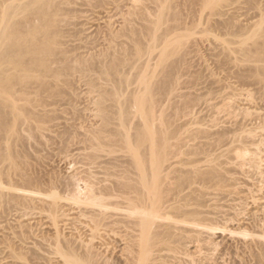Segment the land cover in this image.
<instances>
[{
    "label": "rangeland",
    "instance_id": "obj_1",
    "mask_svg": "<svg viewBox=\"0 0 264 264\" xmlns=\"http://www.w3.org/2000/svg\"><path fill=\"white\" fill-rule=\"evenodd\" d=\"M69 1L71 2V4L70 2L69 5L66 3L68 7L67 5H64L65 7L62 6L65 9V11L63 10V12L66 11L69 12L64 13V15L60 14L63 12H59V15L62 16L59 18L58 17L55 18V22H54L55 24L51 28V32H53L55 29L56 32L57 30L60 32L62 30L63 31L66 30L64 32L65 33L67 32V35L63 33L62 37L64 39L62 38V40L65 41V44L68 43V46L66 44L65 45L66 47L64 46L63 48H67L70 46L67 49H69V51L70 48L74 50V51L72 50V52L70 53L71 56L70 60H74V59L76 61L82 60L81 61L82 63L79 62L80 64H83L84 62L83 60H85L86 63L89 61L92 64L93 63L92 61H94L93 59L95 57H98L97 53L98 54L101 53L99 55H102V52L104 53V51L107 49V46H109L107 43H110V39L107 35L109 26L112 28L114 27L115 30L116 28H118L116 30L118 31L122 27H125L124 25L127 26L126 21L129 20H132L131 25L132 24H134L133 26H135V24L136 26L139 25V23L136 22V20H140L137 19L139 17H137V15H134L135 17L133 16V18H135L134 21L136 23H133L134 21L131 16V13L132 12L134 13V11L135 13H138L139 11H142L145 8H146L145 10L146 13H148V11H150L151 13L154 12L152 15L150 12L148 13L152 16L151 18L154 17L153 19H155L156 17L155 15L156 11H154L155 9L153 10V8H156V5L153 3L154 0H69ZM211 1L210 0L209 1L208 0H173V2H175L174 3L175 8L173 9L177 13H179L178 15L179 18H177L179 20L177 22V20L173 21L175 20L172 19L173 17L169 18V21H167L168 23L166 22V24L163 25L165 26L163 28L174 29V30L171 29V31L176 30L174 32L175 35L173 34L172 36L174 37V39L176 38L177 40L181 37L180 40L177 41V45H179V42H182L183 44L180 43L181 44L180 48L178 47L176 48L178 50L175 51H177L178 54L175 52L174 58L173 56L169 58V63L172 62L175 63V61H177L181 57L182 59L185 57V59L182 60V62L184 61L185 62L182 63L184 67L182 65L180 66L182 70L177 69V71L180 72L179 74H176V83L178 79H179L178 80L179 83H177L178 86L174 87L175 89L177 88L176 89L177 96H173L174 94H172V99H174V101L171 99V97H170L171 100L168 97L167 99L166 98L167 95L165 96V94L163 93H159L160 94L159 96L160 98H162L161 94L162 96L164 95L163 98H166L165 100L162 101V99L157 98V96H155V98H157L156 100L159 99L158 100L159 102L161 101L165 103V104L160 103L161 104L160 109L163 110V108L165 107V111L164 110L161 111L160 109H158L160 104L156 107L157 109L156 113L159 115L156 116L158 117V119H160L157 121L160 122L162 118H164L165 116H169V118H171L173 122L175 121L174 123L178 127L177 136H179V138L178 137L176 138L179 140H176V138L172 140V142L174 141V144L177 143L176 141H178L179 143V141H181L180 139L183 138L185 139V141L184 140L182 141H184L185 144L187 145H185L184 142L181 141L183 143L182 145L180 142V144L183 146V147L181 146L182 150L185 149V151H188L186 149L188 148L192 149L189 146L193 147L195 143L197 145V142L198 144L202 142L201 144L202 146H204L205 144L207 145L212 139V143L210 142L211 144L209 143L207 145V148H209L210 146L213 147L214 148V149L212 148L213 154L212 153L211 154L216 155L218 153L217 155H219L222 149L224 150V149H228L229 147H235V146L238 147L242 145L243 143L241 142L244 141H245L244 144L247 142L246 144L248 145V147H250L248 141L250 139L251 134H249L248 137L247 133L251 132V130H253L255 136L258 134L257 139L258 138L264 139L263 138L264 136L263 137L262 135L259 136L260 134H262V132L260 131H262L261 128L262 126H264V117L262 116L264 113V0H214L215 2L217 1V3H220L217 8L216 7L213 8L211 4L208 5L207 2L211 3ZM146 5L148 7H146ZM221 5L223 6V8L221 7ZM140 6H142V10ZM136 7L137 8L140 7L139 8L140 10H136ZM219 10L223 12L219 13L220 12ZM170 12H174V11L172 10ZM128 13H130V15H128ZM127 17L129 18V20H127L128 19ZM56 19L57 20L59 19V21H57ZM124 19H126L125 23L123 22ZM122 23H124V25H122ZM253 24H255V26ZM104 34H106L107 36H105ZM104 39H106V41ZM172 42L175 43L176 40L172 39L170 43ZM165 43L166 44L164 46L168 48V46H166L167 42ZM170 43L168 42V44ZM163 44L164 42L160 44L159 47L160 51L157 49L158 52L157 51L155 52V54L157 55V56L155 55L157 62H155L156 60H154L152 64L155 62L157 65L159 61L160 62L163 61V59L161 58L163 54L162 56L160 54L162 52L161 49L164 48L163 51H165V47L161 46ZM93 45H95V47ZM171 45H173V43L170 44L169 47ZM177 45L175 43V46ZM93 48L95 52L93 51ZM170 49H172V47ZM178 51L183 52L184 55H182V53ZM85 54H87V56ZM91 56L93 57V59ZM175 58L178 59L176 60ZM170 59L173 61H170ZM77 62L75 63L76 66L72 63V65L75 66V68L77 66H80V64L77 65ZM75 68L73 69L77 70V72L72 73L73 70L71 72L69 71L71 73V74L69 73L70 78L69 77H67V79L65 78L66 80H68L69 78L67 82L65 81L64 78L63 79L61 78L62 80L58 81L57 83L58 89L61 91L60 94L58 95H55V93H51V91L49 90H41L38 82L35 79H31L27 84L15 82L13 85L14 86L13 90L12 91L10 90V92L6 94L8 104L4 108V110L8 116V121L11 123V131L7 135L4 143L13 146L14 163L5 162L3 165H0V168L3 172V175H0V198H1L0 199V264H20V263L49 264L51 261H52L51 264H56V263L61 264L60 262H58L60 261L59 256L54 254L55 247L53 248V246L55 245L56 241L54 242L53 240L56 238L55 231H59L60 234H63L61 235L62 237L67 235L66 239L74 242L76 241V239L79 241L80 240L85 241V234L89 235L90 232L87 233L88 232L87 230L90 231L89 228H91L92 225H93L92 227L94 228L91 229H95V228L114 229L115 227H116L115 229L126 228L125 225H121L122 227L121 226L119 227L118 225L117 228V225L111 224L112 223L111 221H113L116 217L118 218L120 215V213H118L119 208L116 207V205L115 206L111 205L109 207V209L111 210L107 211L109 212L108 213L109 215L113 216L110 219L111 221L109 220L110 222L107 223L108 225L105 224V226H103L102 228L101 225L100 227L97 228V226L93 224V221L90 222L93 218L92 217L93 215L91 216L88 212L90 211V213L92 214V212L95 213V211L93 210L100 211V209H98V206L90 205L89 203L90 201L85 204L86 201L84 200L85 199L87 200V198L89 197L88 196L89 193L86 194L87 196L85 195V193H87L88 191L87 192L85 191L89 189L91 183L94 184L96 182L99 184V182L101 183V180L103 179L105 180V182L103 181L102 184L106 185L108 183L110 184L109 181L108 183H106V181L112 179L109 177V175H107L108 170L105 169L106 163L104 164V162L107 159L109 160L108 152H110V148L109 150H106L107 149L106 147L102 149L99 147L101 143H105L106 139L103 138L100 139L99 136L103 129V125H102L103 122H101L102 117L98 112L99 104L97 102H99L98 100L100 99L99 98L100 92H98L99 91L98 88L100 90L103 89L102 87L105 88V86L102 85H105L106 82L102 80V77L100 79L97 78L96 81L94 80L96 74H99L96 73L97 71L96 72L93 71L96 74L93 75L94 78L91 79L89 77L92 76L90 72L92 70L90 71L87 70L85 76V74H81V72L79 71L80 67L76 69ZM145 71L146 70L144 69L141 72L144 73ZM142 73L139 74L140 75L139 78H141V76L143 75ZM159 73L160 72H158V74ZM161 73L159 74L160 76H162ZM22 74L25 75L24 73H21L20 75ZM26 74L27 75L31 74L36 77L40 75V73L38 72L37 73L29 72ZM18 75L19 73H13L11 74V77L13 78ZM98 76L99 75H97V77ZM89 79H91L90 81L94 80L93 81L94 83L89 82ZM46 81L49 83L51 82L54 83L52 78H48ZM97 82L99 83V85L97 84ZM95 83L96 85H98V87L96 86L94 87ZM176 90H174L175 93ZM165 101L166 102L169 101V103H166ZM236 105L240 106V108L237 107ZM232 111L234 114L232 113ZM162 112L164 114L167 113L168 115L165 114V116L163 115L164 117H161L160 115H162ZM247 112L249 113L251 112V115ZM254 112H256V114H253ZM260 114L263 119L260 117ZM97 116H99L98 119ZM258 116L260 119L258 118ZM246 117L247 119L248 118L249 119L245 120ZM255 117L256 119H254ZM246 121H248L247 125L246 124L244 125ZM159 122L156 123L160 125ZM241 125L244 128L241 127ZM255 129L256 131H254ZM220 130L222 132H219ZM199 131L204 135L198 133ZM207 131L208 132L214 131V133L211 132L208 134ZM215 131L219 134L227 133V137L229 135L228 141L231 142L230 139L231 140L235 139L234 143L233 141H232L233 144L232 143L229 144L227 142L226 146H224V148L219 150L218 147L220 144L218 143L215 144V139H217L215 136L216 135ZM95 132L98 136L95 135ZM192 134L195 136V138ZM198 136L200 137L197 138ZM202 136L203 137L208 136L210 140L208 138L204 139ZM200 138L201 139L203 138L202 141H200L201 140ZM203 143L205 144L203 145ZM180 144H178V146ZM251 147L253 149V146ZM255 147L257 146H254V148ZM262 148H264V146H262ZM215 150L216 151L218 150V152H216ZM233 154L231 155L235 157V154L234 155ZM262 154L264 155V151ZM94 155L98 156L99 158ZM226 155L225 157L223 156L222 160L225 161L231 156L228 154L229 157L227 156L228 157L227 158ZM102 156H105L106 159L105 157L101 159ZM186 156H178L179 159H175V160H180L182 158L187 161L189 160V158H191L189 160L191 161L192 157H195L193 158L194 160L196 159V156H191V157L189 156L188 159L186 158ZM199 156L197 158L200 160V158H203L206 155L203 156L199 155ZM232 156L230 158H233ZM95 157L97 160L95 159ZM206 159L207 158L205 157L204 160L202 159L200 162L198 161L199 162L198 166L201 165V167H206V165L208 164L206 163L207 161ZM235 163L236 162L234 159L233 164H230V166L228 165V168L230 167L231 170L233 167L234 168L232 172L230 169L227 168L228 171L230 170L229 172H231L228 173L227 176L230 174L229 175L230 177L229 176L228 177L232 178V180L233 178L236 179L237 177L236 180L237 182L234 183V184L237 183L235 190L239 189L236 190L237 191V194H235L236 196L234 194L233 197L227 196L228 194L226 195L227 193L226 189L229 188L228 190H230L232 188L231 186L228 188H223L225 190L223 189L221 190L219 188H214V189L211 188L210 190H208V188H206L207 194L209 196L208 195L205 196L206 194L205 191L204 192L205 197H203L204 200L208 201V198L211 197L210 193L214 195L210 199L213 200L222 199V200L219 201L212 200L211 203L209 199L208 203L205 202L208 204V206L210 205L209 207L207 205L205 207L203 201L202 203L203 206H201V208L202 207L205 208L204 209L205 211H203V213L206 214L204 215L205 218H203L202 216L203 220L201 221L203 222H201V224L199 223L196 224L199 225L200 227L194 225L193 228L199 229L201 231L203 230V232H201V234L203 233V236L201 235V239L205 242L200 244L199 242H197L198 240H196V238L192 237L195 243L191 241L192 239L190 240V243L193 242V244L187 245L188 246L187 249L189 251L188 252L189 257L187 256L183 257L184 262H182V264L195 263L196 261L198 262L200 259L203 258H206V260L209 258L207 261H204V264H212L215 262H217V264H225V263L226 264H257L256 262L257 260L256 258H254L255 255L257 254L264 255V228L262 226L264 225V215H263L264 201L262 202L259 201L261 203L255 202L258 204L256 205L254 203L253 198H251L252 196L249 194L251 192L253 193L252 190H255L254 193H256L257 189H255V185L257 188L258 186H260L258 185L259 177L257 178L256 177L257 175L255 176V173H253L254 172L253 169H251L250 167L249 168L246 167L245 168L246 171L244 170V172L241 170V168L238 171L239 167L237 165L233 166ZM101 165H103V167L105 166L104 167L105 170L100 167ZM187 167L189 168L190 166ZM250 169L252 170L251 172H249ZM7 172H11L10 178L5 175V173ZM20 175H24L26 177H30L34 179V182L36 181L35 184L32 185V187L26 186L24 181L20 178ZM235 175L236 177H234ZM19 178L22 181H20ZM58 180H60L61 182L59 183ZM234 181H232V186L234 185L233 184ZM85 182L87 186L85 185ZM261 183L262 186L264 187V179L263 182ZM237 186H239L240 188L244 186L243 188H241L242 193L239 192L241 190L240 188H237ZM29 188H31L30 191L33 192V193L30 192L32 195H29V197L25 195L23 196L22 191L23 190L26 191ZM78 188L79 189L81 188L80 190L82 192V196L84 195L85 196L84 198L80 196L81 198L78 199V201H76L77 199L76 200L74 199L77 197L76 194ZM19 189L20 190L22 189V191H20ZM248 189L250 190L248 191ZM220 190L221 192L222 191L224 192L223 193L218 192ZM218 193L221 195H219ZM244 193L249 194L251 197L249 195L247 196L244 195ZM238 194L240 195V197ZM256 194L253 195L255 196ZM243 195L247 199L249 198V200L247 199L244 200L242 198V200L244 201H241V197H244ZM258 195L259 193L256 195V197ZM23 197L26 200V202L24 199H22ZM234 199L237 201L235 202ZM32 200L34 203L32 202ZM73 201H76L75 204ZM112 202L116 204L115 199L114 200L112 199V201L108 203H112ZM246 202L248 203L247 204L248 206H246L245 208H241V205L246 204ZM55 204H58L57 206H59L60 208L59 211L61 213V214L58 213L57 215V219H56L58 220L57 222L54 221L53 218L54 216L53 205ZM61 204H63L62 207L60 206ZM238 204L239 206H237ZM234 205L237 206L238 208L233 207ZM48 208H52V209H48ZM234 208L241 211L238 212ZM51 210L52 212H50ZM83 210L84 211L89 210V211L84 212ZM110 212H112L113 214ZM116 212L119 215H117ZM83 213H87V214L84 215ZM233 213H235L236 215L237 213L239 214L237 217L238 219ZM240 213L242 214L241 218H239V216L241 215ZM243 213L245 214L244 218H243L244 215ZM64 214L66 215L64 216ZM88 214L92 218L86 216ZM227 214H229L228 218L231 219L235 218L234 220L232 219L233 222L231 221V219L229 220L227 218ZM82 215H84L85 217ZM87 217L90 220H88ZM70 218L71 220H69ZM257 218L260 220H258ZM252 220L255 222H253ZM63 221H66L67 223ZM257 222L259 223L261 222V223L257 224ZM54 223H59L58 224L60 228L59 230L55 229ZM89 223L91 224L90 226ZM249 224H251V226ZM253 224H255L254 227H252ZM71 230L72 232H70ZM62 231L64 232L62 233ZM60 234L57 233L58 236H60ZM79 234L82 235L80 236ZM207 236H210L209 237L210 240L208 239ZM50 237L52 240L49 239ZM79 237L81 238L78 239ZM79 241H77L76 243L77 245L79 244ZM208 241H211L212 245L213 244L214 245L209 246L208 244L210 243ZM21 244L22 245L25 244V245L22 246ZM47 244L48 246H46ZM248 245L253 246V248L251 246L250 248L256 250L251 251L252 249L250 250ZM15 246H17V248ZM22 248L25 250H23ZM21 249L22 251H24V253L21 251ZM243 249L248 250V252L244 251ZM20 252L23 254L24 258L18 255L14 256V254H21ZM52 254L54 256H52ZM253 254L255 255L253 256ZM46 255L48 256L46 257ZM201 255H203V257H201ZM12 256L13 258H11ZM18 259H20V261ZM23 259L24 261L25 260L26 261L24 262ZM43 259H45L44 262ZM244 259L246 260L245 262Z\"/></svg>",
    "mask_w": 264,
    "mask_h": 264
},
{
    "label": "bare ground",
    "instance_id": "obj_2",
    "mask_svg": "<svg viewBox=\"0 0 264 264\" xmlns=\"http://www.w3.org/2000/svg\"><path fill=\"white\" fill-rule=\"evenodd\" d=\"M212 1H214V0H212ZM212 1H211V3L207 2L208 5L211 4L213 6V8H215V7L217 8L220 3H217V1L216 2L215 1L212 2ZM69 2H70L69 0H0V141H1V143H0V165H3L5 162L14 163L13 146L10 144L4 143L7 135L11 131V123L8 121V116L4 110V108L8 104L6 94L9 93L10 90L11 91L13 90L14 83L19 82V83L27 84V83H29V81L31 79H35L38 82L41 90H49V91H51V93H55V95H58L61 92L58 89V84H57L58 81L59 80L61 81L63 78L67 79V77L70 76V74H71L70 72L72 70H73L72 73L77 72V70H74L73 68H75V66H76L75 63L78 60L76 61L74 58H73L74 60H70V57H71L70 53L72 52L73 49L70 48V51H69V49H67V48H69L70 46L67 48H63L66 44L68 46V43L65 44V41L62 40V38H63L62 34L65 33L64 31H66V30H64V31L62 30L61 32L57 30V32H56V29H55L54 30L55 32L54 31L51 32V28L55 24L54 23L55 18H57V17L59 18L62 15H64V13L69 12V11L63 12V10L65 11V9L62 7V6L67 5V4L69 5ZM153 3L156 5V8H153V10L155 9L154 11H156L155 12L156 13L155 19H153L154 17L151 18L152 17L151 15L154 12L151 13L150 11H148V13L150 12L151 15L146 13L145 12L146 8L144 10H142V6H143L142 5L140 7H141V10L143 12L139 11L138 13H135V11H134V13L133 12L131 13L132 18L134 15H137V17H139V18L136 17L137 19H140V20H136V22L139 23V25H137L138 27L136 26V24H135V26H133L134 24L131 25L132 20H129V18H128L129 16L127 17L128 18L127 20H129L130 22L126 21V24H127V26H126V25H124L126 19H124V21H123L124 23H122V25H124L125 27L121 26L122 28L118 31H116L118 28H116V30H115L114 27L113 28L110 27L109 23H108L109 27H108L107 35L110 39V43H107L109 46H107V49L104 51V53L102 52V55H99L101 53H99V54L97 53L98 57H95L94 59L92 57L94 55L93 54L91 56L92 59L94 60V61L91 60L93 62L92 64L88 60H87L88 61L87 63L85 60H83L84 61L83 64H80V63H82L81 59H79L81 61L77 62V65L80 64V66H77L76 68L80 67L79 71L81 72V74H85V76H86L87 70H89V71L92 70V71H90L92 76H90L89 78L93 79L94 78L93 75H95L96 73H99V74H96L94 80L96 81L97 78L100 79L102 77V80H104L106 82L105 85H102V86H105V88L102 87L103 89H101V90L98 88V90H99L98 92H100V96H99L100 99L98 100L99 102H97L99 104V108L98 107L97 108L99 110L98 112L100 113V116L102 117L101 122H103V124H102L103 129L101 128L102 129L101 133L100 132H97V133H100V135H99L100 139H102V138L106 139L105 143H101L99 145V147L101 149L106 147L107 148L106 150H109V148H110V152H108L109 153V155H108L109 160L107 159L108 161L106 160L104 162V164L106 163L105 169L108 170V171L106 170L108 172V174L106 172L105 173L107 175H109L110 178H112V179H109L106 181V183H108V181H109L110 184L109 183L108 184L105 183L106 185L102 184L103 181L105 182V180L102 179L101 183L99 182V184H102V185H99L96 182L94 183L96 185H94L93 183H91V186L89 185L90 186L89 189L87 188L88 190L85 191V192L88 191L87 193H85V195L89 193V195H88L89 197L87 198V200L86 199L84 200V201H86L85 204L90 201L89 202L90 205L98 206V209H100V211L99 210L98 211L93 210V211H95V213L92 212V214H91L90 211L87 210V211H89L88 213L91 216L93 215L92 216L93 218L90 217L89 214L86 216H89V218H92V220L90 222L93 221V224H95L97 226V228L100 227L101 225H102L101 226V228H102L103 226H105V224L109 223L111 221L110 219L113 217L112 215L108 214L109 212H107V211L111 210V209H109V207L111 205L112 206L116 205V207L119 208L118 213H120V215L117 212L116 213H117V215H119L120 218L119 217L117 218L114 215L117 219L115 218L113 221H111L112 222L111 224L117 225V228H118V225H119V227L121 225H125L126 228L125 229H122V228L115 229L116 228L115 227L114 229H112V228H110V229L109 228H107V229H100V228L99 229H96V228L91 229V228H94V227H92L93 226L92 225L91 228H89L90 231L87 230L88 231L87 233L90 232L89 235L85 234V241L84 240L79 241L77 239H76V241H74V239H73L74 242H72L70 240L72 243L68 239H66L67 235L62 237L61 235H63V234H60L59 231H55L56 232V235H55L56 238L53 240L54 242L56 241L55 245L53 244L54 245L53 248L55 247L54 248V254L59 256L60 261H58V262H60L61 264H182V262H184L183 257H185V256L189 257V255H188L189 251L187 249V247H188L187 245L193 244L194 241H193L192 237L196 238V240H198L197 242H199L200 244L205 242L201 239V235L203 236V233L201 234V232H203V230L201 231L199 229H194L193 226L198 224V223L201 224V222H203L201 220H203V218H205L204 215H206V214L203 213V211H205L204 210L205 208L202 207L203 208V210H202L201 206H203V204H205L204 205L205 207H206V205L208 206L207 203H208L209 199L212 198V196H214L213 194L210 193L211 197L208 198V201L204 200L203 197L208 195L206 188H208V190H210L211 188H213V189L219 188L222 190L223 188H228L231 186L234 189L231 188L230 190H228L229 189L228 188V189H226L227 193L226 192L225 193H226V195L228 194L227 196H232V197H233V194L234 195L237 194L236 190H239V189L235 190V187L237 185V183L234 184L235 182H237L236 181L237 180L236 175L234 176V177H236V179L233 178V180H232V178H229L230 174L228 175L229 177L227 176V174L231 173L233 168H234L233 167L231 170L230 167L228 168V165L230 166V164H233L234 159H235L236 163L233 166L237 165L239 167L238 171L241 168V170L244 172V170L246 171V169H245L246 167H248V168L250 167L251 169H253V171H254L253 173H255V176L257 175L256 177L257 178L259 177V179H258L259 183L263 182V179H264V155L262 153L264 151V148H262V146H264V139H262V138L257 139L258 134L255 136L253 130H251V132L247 131L248 137H249V134H251L250 139L247 137L249 139V141L246 140V141H248V144H250V147H248V145L246 144L247 142L245 143L246 144L245 145L244 144L245 141H244V142H241L243 144L242 145L239 144L240 146H238V147L235 146V144H234L235 147H229V148L225 147L228 149H224V150L222 148H224V146H226V143L228 142L230 144V143H232V141L234 143L235 139L234 140L230 139L231 142H229L228 141L229 135L227 137V133H222V134L220 133L219 134L215 131L216 132L215 136L217 138V139L214 138L215 144L216 143L220 144L218 149L219 150L222 149V150L220 151L219 155H217L218 153L216 155H212L214 148L210 146L209 147L210 150L213 148L211 151L209 150V148H207V145L210 142L212 143V139L207 145L205 144L207 142L203 143V145L205 144L206 146L205 145L202 146V144H201L202 142L200 143L201 144L200 145L196 141L197 145L195 143L193 147L189 146L192 149H190L186 146L188 148L186 150H188V151H185V149L182 150V147H183L182 142H184L185 139L180 137L181 138L180 140L181 141L184 140V141H182V142L179 141V143H178V141H176L177 143L176 142L175 143L177 145L174 144V141L172 142V140H174L176 137L179 138V136H177L178 127L174 123L175 121L173 122V120L171 118H169V116H165V114H167V113L164 114L163 112H162V115H160V116L161 117L165 116V117L162 118L160 122L157 121L160 119H158V117L156 116V115H158L156 113V111H157L156 107L160 103L161 104H165V103L161 102V101L159 102L158 101L159 99L158 100H156V99L160 98L159 93H163V94H165V96L167 95L166 98L168 97L169 99H170V97L172 99V94H174L173 96H177V90H176L177 88L176 89L174 88V87L178 86L177 83H179L178 78H177L178 80L176 83V74H179V72H180V71H177V69H181L180 66L181 65L183 66L182 63L185 62V61L182 62V60L185 59V57L182 59V57L180 55L181 58H179V59L177 58L178 60L175 58L177 60V61H175V63H173V62L169 63V58L172 56L174 58L175 52L177 53V51H175V50H178L176 48L177 47L180 48V46H181L180 43H182V42H179V45H177V41L180 40L181 37L177 40L176 38L174 39V37L172 36L176 30L171 31L172 28H166V29L163 28V27H165L163 25L166 24L167 21H169V18L173 17L172 19H175L173 21L177 20V22L179 20V19H177V18H179L178 17L179 13H177L173 9V8H175L174 7L175 2H173V0L172 1L171 0H154ZM70 4H71V2H70ZM68 5H67V7H68ZM212 6H211V8H212ZM146 7H148V6L146 5ZM221 7L223 8L222 5H221ZM139 8L136 7V10H140ZM222 8H220V9H222ZM171 9L174 12H170V11H172ZM219 11H218L219 13L223 12L221 10H219ZM59 12H63V13H60L62 15H59ZM128 15H130V13H128ZM134 19L135 18H133V21H134ZM57 21H59V19ZM136 22L134 21L133 23H136ZM253 25L255 26V24H253ZM56 26H57V24H56ZM119 28H120V26H119ZM172 30H174V29H172ZM65 35H67V32L65 33ZM104 35L107 36L106 34H104ZM176 37H177V35H176ZM169 39H171V40H169ZM172 39L176 40L175 43L177 46H175V43L172 42L173 45H171L169 47V45L172 44V43H170L172 41ZM104 40L106 41V39H104ZM162 42H164V44L161 46H164L166 44L165 42H167L166 46H168V48L164 46L165 51H163L164 48L161 49V51L163 53L162 52L161 53L159 52V53L161 54V56L163 54V56L162 57L159 56V57H161L163 59V61L160 62L158 60L159 62L156 65L155 62H157V60L155 57V55H156L155 52L157 51V49L159 50L160 44H162ZM168 42L170 44H168ZM99 43H100V41H99ZM93 46L95 47V45H93ZM97 46H99V45H97ZM173 46H175V47H173ZM171 47H172V49H170ZM98 48H96V49H98ZM166 50H167V52H166ZM93 51H94V48H93ZM91 52H92V50H91ZM178 52H181V51H178ZM181 53H182V55H184L183 52H181ZM85 55L87 56V54H85ZM176 57H177V55H176ZM161 58H160V60H161ZM154 60H156V61L152 64V62ZM74 61H76V62H74ZM170 61H173V60L170 59ZM72 63L75 66H73ZM144 69L146 71L144 73H142L141 71ZM93 71H95V72L97 71V72L94 73ZM157 71L160 73L162 72L163 73V74L161 73L162 76H160L159 75L160 73L158 74ZM29 72L30 73L31 72H34V73L38 72V73H40V75H38L39 77L33 76L31 74L27 75L26 73H29ZM90 72H88V73H90ZM176 72H178V73H176ZM13 73H19V75L12 78L11 74H13ZM21 73H24L25 75H23V74L20 75ZM140 73L143 74V75L141 74L142 75L141 78H139ZM97 75H99L100 77L99 76L97 77ZM155 77H156V79H155ZM48 78H52L54 83L53 82H51V83L47 82L46 80ZM69 78H68V80H69ZM66 79H65V81L67 82L68 80H66ZM91 79H89V82L94 81V80L90 81ZM97 84L99 85L98 82H97ZM98 85H96V83H95L94 87L95 86L98 87ZM174 90H176V93ZM178 93H179V91H178ZM155 96H157V98H155ZM163 96L161 94L162 98H160V99H162V101L166 99V98H163ZM173 98H175V97H173ZM172 100L174 101V99H172ZM166 103H169V101H167ZM235 103H233V104H235ZM161 104L159 105L158 109H160ZM231 107H233V106H231ZM237 107L240 108V106H237ZM163 110L165 111V107L163 108ZM163 110H161V111H163ZM248 111H250V110H248ZM251 111H253V110H251ZM158 112H159V110H158ZM232 113H233V111H232ZM247 113H249V112H247ZM249 114L251 115V112ZM253 114H256V112H254ZM254 116H256V115H254ZM262 116L264 117V113ZM98 117L99 116H97V119H98ZM260 117H261V114H260ZM258 118H259V116H258ZM246 119H247V117L245 118V120ZM254 119H256V117ZM156 122H159L160 125H158ZM247 122L248 121H246L244 123V125L245 124L247 125ZM261 123H262V120H261ZM102 125H101V127H102ZM242 125H241V127L244 126V125L243 126ZM222 130H223V128H222ZM259 130H260V128H259ZM259 130H257V131H259ZM261 130L262 131H260V132H262V134H260L259 136L262 135V137H263L264 136V126H262ZM224 131H226V130H224ZM254 131H256V129ZM211 132L214 133V131H211ZM211 132L207 131L208 134ZM219 132H222V131L220 130ZM198 133H201V132L199 131ZM201 134H203V133H201ZM95 135H97L96 132H95ZM199 137L200 136H198L197 138H199ZM194 138H195V136H194ZM203 138L204 139L208 138V136H205ZM97 139H98V137H97ZM202 139L200 141H202ZM176 140H179V139L176 138ZM244 140H245V138H244ZM189 141H191V140H189ZM180 142L182 145L180 144ZM178 144H180V145L178 146ZM184 144H185V142H184ZM185 145H187V144H185ZM217 145H216V147H217ZM251 146H253V149ZM254 146H257V147H255L256 149L254 148ZM216 152H218V150ZM233 153L235 154V157L231 155ZM228 154L231 155L233 158H230L231 156L229 157ZM199 155H202V156L206 155L205 156L207 158L206 163H208L207 164L208 166L206 164H205L206 167H201V165L198 166V163L202 159L203 160L205 159V157H203V158H200V160H199L197 158ZM225 155H226V157L228 156L229 158L227 157L228 159L224 161V160H222V158H223V156L225 157ZM94 156H96V155H94ZM178 156H186L187 159L189 156L190 157L196 156V159L194 160L193 158H195V157H192V160H194V161H192V160L189 161L191 158H189V160H187V161L185 159H182V158H181L182 160L181 159L175 160V159H179ZM96 157H98V156H96ZM96 157H95V159H96ZM100 157H101V155H100ZM104 157L105 156H102L101 159H103ZM105 159H106V157H105ZM196 163H197V165H196ZM187 166H190V167L188 168ZM100 167L104 169L103 165H101ZM227 168L230 169L231 172H229L230 170L228 171ZM235 169H236V167H235ZM235 169H234V172H235ZM251 169L249 172L252 171ZM240 173H241V171H240ZM0 175H3L1 168H0ZM5 175L10 178L11 172H7V173H5ZM105 177H103V178H105ZM20 178L24 181L26 186H29V187L30 186L32 187V185H34L36 182V181L34 182V179H32L30 177H26L24 175H20ZM21 179H20V181H22ZM96 179H97V177H96ZM58 181H59V183L61 182L60 180H58ZM72 181H74V180H72ZM232 181H234L233 182L234 187L232 186ZM90 182H93V181H90ZM238 182H239V179H238ZM259 183H258V185H260V186H258V188L255 185V189H257L256 193L257 194L259 193V195L257 197H256L257 194L254 193L255 190H252L253 193L252 192L249 193L252 197L249 194H246L247 193L246 191H245L246 193H244V195H246V196L249 195L251 198H253L254 203L255 202L261 203L262 201H264V192H263L264 187L262 186V183L261 184H259ZM74 184H75V182H74ZM254 184H256V183H254ZM85 185L87 186L86 182H85ZM26 186H24V187H26ZM99 186H102V187H99ZM243 187H241V188H243ZM237 188H240V187L237 186ZM241 188H240V190H241ZM24 189H26V188H24ZM30 189L31 188L27 189L26 191L25 190L22 191V189L21 190L19 189V190L22 191L23 196L25 195V196L29 197V195H32L31 193H33L30 191ZM80 189L78 188L77 194H76V196L78 198L74 197L75 198L74 200L77 199L76 201H78V199L81 198L80 196H82V192ZM204 189H206V190H204ZM221 190L218 192L223 193L224 191L221 192ZM223 190H225V189H223ZM249 190L250 189H248V191ZM205 191H206V194L204 196ZM72 192H73V190H72ZM239 192L242 193V190ZM18 193H19V191H18ZM72 194H71V196H72ZM253 194H256V195L254 196ZM219 195H221V194H219ZM240 195H239V197H240ZM14 196H15V194H14ZM84 196H82V197L84 198ZM16 197H19V196H16ZM83 198H82V200H83ZM213 198H215V197H213ZM220 198H222V197H220ZM242 198L244 200L247 199L244 196V197H241V201H244V200H242ZM22 199H24V197ZM55 199H57V198H55ZM112 199L113 200L115 199L116 204L113 202H112L113 204L108 203V202H111ZM60 200H58V201H60ZM212 200L213 199H210V202ZM216 200L214 199L213 201H216ZM219 200H222V199H219ZM219 200H217V201H219ZM247 200H249V198ZM76 201H73L74 204ZM203 201H204V203H203ZM236 201L237 200H235V202ZM259 201H261V202H259ZM25 202H26V200H25ZM32 202H33V200H32ZM205 202H207V203H205ZM251 202H252V200H251ZM33 203H32V205H33ZM54 203H56V202H54ZM257 203H255V204L258 205ZM240 204H241V202H240ZM247 204H248L247 202H246V204H242L241 208H245L246 206H248ZM57 205L58 204L53 205V215H54L53 218H54V221H56V222L58 221V220H56L57 215H58V213H60V211H59L60 208ZM62 205L63 204H61L60 206L62 207ZM77 205H79V204H77ZM243 205H245V206H243ZM50 206H52V205H50ZM195 206H197V207H195ZM229 206H231V205H229ZM237 206H239V204ZM237 206L234 205L233 207H237ZM48 209H52V208H48ZM91 209H93V208H91ZM234 209L237 210L236 208H234ZM234 209H233V211H234ZM114 211H115V209H114ZM231 211H232V209H231ZM237 211L240 212L241 210L240 211L237 210ZM50 212H52V210ZM96 212H98V213H96ZM206 212H208V211H206ZM227 212H229V211H227ZM255 212H257V211H255ZM63 213H62V215H63ZM110 213H112V212H110ZM83 214L85 215L87 213H83ZM233 214L236 216V218L239 215L238 213H237V215L235 213H233ZM62 215H61V217H62ZM65 215L66 214H64V216ZM84 215H82V216H84ZM228 215L229 214H227V218H228ZM263 215H264V212H263ZM202 216H203V218H202ZM241 216H242V214L239 216V218H241ZM244 216H245V214L243 215V218H244ZM231 217H233V216H231ZM58 218H59V216H58ZM89 218H88V220H90ZM254 218H256V217H254ZM228 219L230 220L231 218H228ZM232 219H231V221H232ZM69 220H71V218ZM229 220H228V222H229ZM258 220H260V219H258ZM262 220H263V218H262ZM262 220H261V222H262ZM63 222H66V221H63ZM253 222H255V221H253ZM66 223H63V224H66ZM240 223H242V222H240ZM248 223H249V220H248ZM260 223L257 222V224H260ZM58 224L59 223H54L55 229H57V230L60 229ZM71 224H72V222H71ZM74 225H75V223H74ZM90 225L91 224L89 223V226ZM249 225L251 226V224H249ZM254 225L255 224H253L252 227H254ZM196 226H199V225H196ZM262 226L264 228V225H262ZM112 227H114V226H112ZM63 232L64 231H62V233ZM70 232H72V230ZM57 233L60 234L61 237L58 236ZM78 233H79V231H78ZM82 234H79V235L81 236ZM244 236H247V235H244ZM64 237L66 240L64 239ZM70 237H73V236H70ZM207 237L210 240V238H209L210 236H207ZM80 238L81 237H79L78 239H80ZM49 239L52 240L51 237ZM190 240L193 242L190 243ZM77 241H79L78 245L76 244ZM208 242L210 243V244L207 243L209 246L214 245V244L212 245L211 241H208ZM8 245H10V244H8ZM24 245L25 244H23L22 246H24ZM46 246H48V244ZM248 246H249L250 250L253 248V246H251V245H248ZM250 246L252 248H250ZM15 247L17 248V246H15ZM24 248H26V247H24ZM49 248H50V246H49ZM256 248H257V246H256ZM22 249H21V251H22ZM23 250H25V249H23ZM40 250H42V249H40ZM45 250H47V249H45ZM253 250L254 249H252L251 251H253ZM50 251H51V249H50ZM244 251L248 252V250H244ZM22 252L24 253V251H22ZM13 253H15V252H13ZM15 255H18V256L24 258L22 253L21 254H14V256ZM254 255L255 254H253V256ZM33 256H34V254H33ZM47 256L48 255H46V257ZM52 256H54V255L52 254ZM201 257H203V255H201ZM11 258H13V256ZM37 258H38V256H37ZM254 258H256L257 264H264V255L263 254H257V255H255ZM20 259H18V260L20 261ZM40 259H38V260H40ZM199 259H197V260H199ZM44 260L45 259H43V262H44ZM207 260H206V258H203V259H200L198 262L195 260L196 262L191 263V264H204V261H207ZM212 260H213V258H212ZM241 260H242V258H241ZM23 261H24V259H23ZM245 261L246 260L244 259V262ZM186 262H187V260H186ZM51 263H52V261L49 264H51ZM215 263L217 264V262H215ZM215 263H212V264H215Z\"/></svg>",
    "mask_w": 264,
    "mask_h": 264
}]
</instances>
